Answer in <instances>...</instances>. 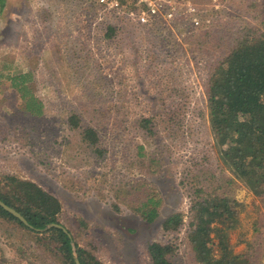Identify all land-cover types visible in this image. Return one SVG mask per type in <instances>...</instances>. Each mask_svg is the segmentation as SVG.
<instances>
[{
    "label": "rangeland",
    "instance_id": "374dc122",
    "mask_svg": "<svg viewBox=\"0 0 264 264\" xmlns=\"http://www.w3.org/2000/svg\"><path fill=\"white\" fill-rule=\"evenodd\" d=\"M4 1L0 177L56 197L58 225L100 264H152L151 243L170 245L172 264H198L193 202L233 198L246 205L233 251L264 264V199L223 163L207 102L213 69L249 33H264L263 0H190L199 26L171 27L139 25L122 7L108 11L95 0ZM19 77L43 104L41 117L25 112ZM74 113L77 130L68 125ZM86 128L97 132L100 151L83 140ZM153 196L161 205L150 224L136 210ZM173 214L183 223L165 232ZM42 244L0 217V264H61ZM209 244L217 249L213 235Z\"/></svg>",
    "mask_w": 264,
    "mask_h": 264
},
{
    "label": "trees",
    "instance_id": "16d2710c",
    "mask_svg": "<svg viewBox=\"0 0 264 264\" xmlns=\"http://www.w3.org/2000/svg\"><path fill=\"white\" fill-rule=\"evenodd\" d=\"M1 2L2 10L5 1ZM121 7L124 15L134 8V3L121 0ZM112 28L106 27L103 36L112 33ZM14 80L25 112L41 117L43 104L21 77ZM207 102L211 129L219 141L223 163L256 197L264 199V33L259 30L249 33L213 69ZM80 123L76 113L68 118L73 130L81 128ZM81 133L87 144L99 146V137L93 128ZM0 199L19 212L30 227L1 206L0 217L36 235L43 249L53 252L61 264H76L75 257L81 264H100L91 251L74 245L72 236L62 229L49 227L60 224L63 208L56 197L39 185L10 175L0 177ZM160 205L161 201L153 196L136 211L151 224L158 218ZM245 210L244 203L225 196L208 195L193 202L189 241L198 264H249L243 255L234 253L230 244L232 233L243 231L241 215ZM182 223L183 216L173 214L162 223V228L165 232H176ZM212 235L218 241L217 249L209 244ZM171 252L170 245L151 243L148 246L152 264H172L168 259Z\"/></svg>",
    "mask_w": 264,
    "mask_h": 264
},
{
    "label": "built area",
    "instance_id": "2783aa9c",
    "mask_svg": "<svg viewBox=\"0 0 264 264\" xmlns=\"http://www.w3.org/2000/svg\"><path fill=\"white\" fill-rule=\"evenodd\" d=\"M105 10L112 11L121 7V0H95ZM131 17L142 26H168L190 21L199 26L197 8L190 0H133Z\"/></svg>",
    "mask_w": 264,
    "mask_h": 264
},
{
    "label": "water",
    "instance_id": "95a60500",
    "mask_svg": "<svg viewBox=\"0 0 264 264\" xmlns=\"http://www.w3.org/2000/svg\"><path fill=\"white\" fill-rule=\"evenodd\" d=\"M0 206L6 210L7 212L11 213L13 216L17 217L19 220H21L26 226L30 227V225L28 224L27 220L19 213L17 212L16 210H14L13 208L9 207L8 205H6L4 202L1 201L0 199ZM49 227H56V228H59V229H62L65 233H67V230L61 226V225H58V224H51ZM48 227V228H49ZM69 234V233H67ZM70 236V235H69ZM71 237V236H70ZM75 260H76V264H81L78 257H75Z\"/></svg>",
    "mask_w": 264,
    "mask_h": 264
}]
</instances>
